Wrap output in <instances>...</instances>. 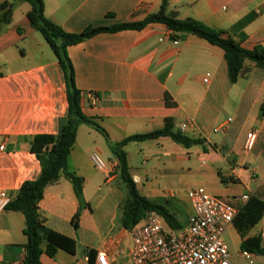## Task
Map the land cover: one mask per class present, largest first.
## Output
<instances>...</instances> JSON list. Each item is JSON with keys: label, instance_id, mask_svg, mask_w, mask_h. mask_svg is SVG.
Returning a JSON list of instances; mask_svg holds the SVG:
<instances>
[{"label": "crops", "instance_id": "crops-1", "mask_svg": "<svg viewBox=\"0 0 264 264\" xmlns=\"http://www.w3.org/2000/svg\"><path fill=\"white\" fill-rule=\"evenodd\" d=\"M3 1L13 7L10 21L0 25V190L15 196L24 181L41 172L31 151L32 137L58 134V120L67 116L69 99L54 51L27 16L31 5L25 0H0V6ZM162 1L45 0V15L65 31L79 33L88 26L142 21L157 12ZM167 12L222 29L245 48L264 46V0H168ZM172 35L164 23L152 22L142 29L101 32L68 47L82 110L102 131L80 123L69 155V169L84 178L87 205L81 209L79 226L75 227L73 217L80 204L69 179L48 185L39 201L44 223L77 243L73 253L64 249L54 257L43 253L41 264H98L96 257L102 251L112 263L130 262L131 229L123 226L120 208L127 187L112 148L130 135L163 128L167 118L174 119L175 130L181 122H190L183 133L203 141L188 148L169 136L140 141L144 149L139 164L131 161L126 144L130 174L142 195L166 204L185 224L192 211L187 196L177 197L161 185L181 169L191 168V163L206 159L210 175L216 174L227 186H240L230 189L231 198L217 196L229 198L237 208L248 201L242 200L246 194L264 200V116L259 117L264 69L246 60L243 74L231 83L222 48L191 33L178 40ZM91 92L98 94L97 104L90 103ZM166 93L175 104L166 103ZM229 119L225 132L214 131ZM251 130L257 138L245 151ZM94 151L105 155L111 171L103 172L101 179L81 164L83 158L91 162ZM24 227L23 213L0 212V264H23ZM224 239L233 264H264V254L241 247L246 239L264 247V214L244 237L233 222Z\"/></svg>", "mask_w": 264, "mask_h": 264}, {"label": "trees", "instance_id": "trees-1", "mask_svg": "<svg viewBox=\"0 0 264 264\" xmlns=\"http://www.w3.org/2000/svg\"><path fill=\"white\" fill-rule=\"evenodd\" d=\"M25 1L31 5L27 16L32 27L43 35L61 65L67 83L69 99L67 116L58 120V134L38 133L32 137L31 151L36 154L40 161L41 172L37 178L24 181L16 195H12V201L7 206V209L19 211L25 216L23 233L26 236V242L23 244L25 250L23 264H41L43 253L51 257L56 255L58 249L73 253L77 248V243L75 239L56 232L44 223V218L39 210V201L42 199L48 185L55 183L62 177L69 179L73 184L80 204L79 210L73 217L75 227L79 226L81 209L84 205H87L83 196L84 178L69 169V155L76 142L77 128L80 123L86 122L95 125L96 128L102 131V128L82 110L81 91L76 85L74 66L68 54L70 45L80 43L101 32L142 29L149 23L161 22L173 32V40H178L182 34L191 33L222 48L227 63L228 78L231 83H236L243 74L246 60L253 61L257 67L264 69V46L256 44L251 49L245 48L241 40L226 34L222 29L210 27L192 17L179 18L175 14H169L167 12L168 0H163L159 10L149 14L142 21L124 22L113 26H88L79 33L67 32L60 25L48 19L45 15V0ZM12 7V2L3 1L1 3L0 25L10 21ZM170 99L171 96L166 93V103L169 105L175 104ZM263 116L264 102L259 113V117ZM174 128V119L167 118L163 128L130 135L112 148L113 154L118 159L119 175L127 187V196L123 199L120 207L123 226L126 229H132L150 210L161 214L173 229L182 227L181 222L166 204L150 200L140 193L130 174L127 153L124 150V146L130 142L146 141L161 136H169L173 141L187 148L201 144L203 141L199 138H191ZM221 180L226 181L222 176ZM263 214L264 200L259 196L251 195L248 201L238 208L234 225L244 237L246 232L261 220ZM241 247L246 251L264 254V247L260 241L246 239L242 242Z\"/></svg>", "mask_w": 264, "mask_h": 264}, {"label": "built area", "instance_id": "built-area-1", "mask_svg": "<svg viewBox=\"0 0 264 264\" xmlns=\"http://www.w3.org/2000/svg\"><path fill=\"white\" fill-rule=\"evenodd\" d=\"M89 101L97 104L98 94L91 92ZM230 120L214 131L225 132ZM190 126V122H181L178 130L185 132ZM256 138L254 130L247 133L245 151L253 148ZM90 158L98 170L111 173L100 152H92ZM12 198L7 190H0V212L7 209ZM187 198L192 211L182 227L173 229L154 210L147 211L143 219L133 226L128 264H233L224 233L234 222L238 208L228 199L209 193L203 186L190 189ZM248 199V194L242 196L243 201ZM96 260L98 264H118L112 263L104 251L97 254Z\"/></svg>", "mask_w": 264, "mask_h": 264}, {"label": "rangeland", "instance_id": "rangeland-1", "mask_svg": "<svg viewBox=\"0 0 264 264\" xmlns=\"http://www.w3.org/2000/svg\"><path fill=\"white\" fill-rule=\"evenodd\" d=\"M100 132V129L93 128ZM92 129V130H93ZM94 132V131H93ZM100 134V133H97ZM126 150L131 155V161L133 163H140V154L144 149V146L141 142H131L126 147ZM103 159L107 161L105 155H102ZM204 160V163H203ZM197 160L192 164L191 168L181 169L178 171L174 178H171L169 181L166 179L165 183H162L161 187L165 190H173L177 197L186 198L187 193L190 189L196 188L199 186H203L209 193L214 195L223 194L224 196H228L231 198V190L240 189L239 185H226L221 183L216 174L210 175L209 173V165L210 162L206 159ZM82 166L86 169V171L91 172L93 175L99 177V179L103 176V171L98 170L93 162H89L86 159H81ZM231 189V190H230ZM229 199V198H227Z\"/></svg>", "mask_w": 264, "mask_h": 264}]
</instances>
